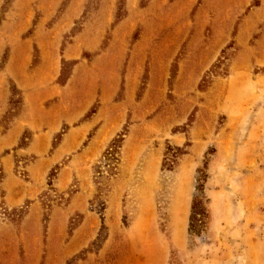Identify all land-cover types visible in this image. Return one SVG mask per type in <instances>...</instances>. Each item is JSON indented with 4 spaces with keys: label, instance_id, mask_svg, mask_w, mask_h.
I'll use <instances>...</instances> for the list:
<instances>
[{
    "label": "rangeland",
    "instance_id": "374dc122",
    "mask_svg": "<svg viewBox=\"0 0 264 264\" xmlns=\"http://www.w3.org/2000/svg\"><path fill=\"white\" fill-rule=\"evenodd\" d=\"M0 264H264V0H0Z\"/></svg>",
    "mask_w": 264,
    "mask_h": 264
},
{
    "label": "trees",
    "instance_id": "16d2710c",
    "mask_svg": "<svg viewBox=\"0 0 264 264\" xmlns=\"http://www.w3.org/2000/svg\"><path fill=\"white\" fill-rule=\"evenodd\" d=\"M206 177V175H202V179L203 180L204 178ZM194 207H196L198 209V211L200 212L199 215H201V217H203V211H204V208H203V205H202V202L197 200L195 203H194ZM202 220H197V222H201ZM193 226V225H192Z\"/></svg>",
    "mask_w": 264,
    "mask_h": 264
},
{
    "label": "crops",
    "instance_id": "0c3cea01",
    "mask_svg": "<svg viewBox=\"0 0 264 264\" xmlns=\"http://www.w3.org/2000/svg\"><path fill=\"white\" fill-rule=\"evenodd\" d=\"M53 78H44L42 81V83H47V82H51ZM73 80V78L70 79V82ZM24 81L23 83H26V82H30L31 80L27 79V80H22ZM44 81V82H43Z\"/></svg>",
    "mask_w": 264,
    "mask_h": 264
}]
</instances>
